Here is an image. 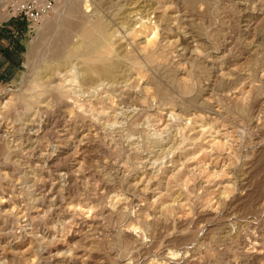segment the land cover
Returning a JSON list of instances; mask_svg holds the SVG:
<instances>
[{"label": "rangeland", "instance_id": "obj_1", "mask_svg": "<svg viewBox=\"0 0 264 264\" xmlns=\"http://www.w3.org/2000/svg\"><path fill=\"white\" fill-rule=\"evenodd\" d=\"M16 2L0 264H264V0H52L37 20Z\"/></svg>", "mask_w": 264, "mask_h": 264}, {"label": "bare ground", "instance_id": "obj_2", "mask_svg": "<svg viewBox=\"0 0 264 264\" xmlns=\"http://www.w3.org/2000/svg\"><path fill=\"white\" fill-rule=\"evenodd\" d=\"M90 22V21H89ZM100 23V22H99ZM96 24H98V23H96ZM100 25V24H99ZM99 25H97V26H99ZM103 27V26H102ZM102 27H100L98 30H95L96 32L94 33V35H91L90 36V32H87V31H85V29H84V31H82V33H83V38H82V41L80 42V43H78L77 45H74L73 47H72V49H74V50H76V53H77V51H79V52H81V51H87V50H89L90 48H92V46L93 45H96V46H98V45H100V43L101 42H103L104 41V33H103V31H102ZM89 29V28H88ZM87 29V30H88ZM103 29H105L104 27H103ZM90 30V29H89ZM93 33V32H92ZM104 44V43H103ZM106 44V43H105ZM102 46V45H101ZM101 46H99V47H101ZM98 48V47H97ZM97 48L95 49V48H92L93 49V52H95L94 51V49L95 50H97ZM71 49V48H70ZM79 49V50H78ZM91 51V53H92V50H90ZM90 51H88V52H90ZM71 52H75V51H71ZM88 52H86V53H88ZM100 52H101V50H100ZM81 53H83V52H81ZM78 54V53H77ZM100 54V53H99ZM72 55V54H71ZM82 55V54H81ZM86 55V54H85ZM84 55V56H85ZM89 55V54H88ZM87 55V58L89 57ZM92 56H93V54H92ZM98 56V55H97ZM96 56V57H97ZM100 57V56H99ZM85 58V57H84ZM83 58V59H84ZM105 58V57H104ZM66 59V58H65ZM95 59V58H94ZM93 59V60H94ZM85 60V59H84ZM95 60H97V59H95ZM116 60V59H115ZM63 61V60H62ZM61 61V62H62ZM86 61V60H85ZM88 61H90V60H88ZM92 61V60H91ZM101 61V60H100ZM93 62V61H92ZM96 62V61H95ZM97 62H99V61H97ZM100 63H102V62H100ZM83 64H90V63H81V65L79 66V67H77L78 68V70H77V72H75V74H74V77L77 75V74H79V73H81L82 74V76H83V78H87L88 79V77L90 76V73L91 72H93L92 70H95L93 67H96V66H93L92 67V65H84L83 66ZM119 64V63H118ZM101 66H103V64H101ZM111 67V66H110ZM113 67H115V66H113ZM74 69V68H73ZM113 69V68H112ZM76 70V69H75ZM115 71H116V69H115ZM96 72V71H95ZM77 73V74H76ZM97 73H101L102 75L104 74V75H111L112 74V71L109 69V66H104V67H101L100 69L99 68H97ZM64 75V74H63ZM67 76V75H66ZM78 76V75H77ZM101 76V75H100ZM105 77V76H104ZM107 77V76H106ZM51 78H53L54 79V77H52L51 76ZM90 78H93V76L92 77H90ZM96 79H98V78H96ZM93 80V79H92ZM92 80H90V81H92ZM55 81V80H54ZM72 81H74V80H72ZM83 81V80H82ZM96 81H98V80H96ZM100 81V80H99ZM98 81V83L96 84L97 86H99V85H101V84H103L102 82H99ZM50 82V81H49ZM52 83V82H51ZM108 83V82H107ZM58 85V84H57ZM82 85V84H81ZM94 87H96L95 85H93ZM58 89V88H57ZM50 90V89H49ZM45 91V90H44ZM46 91H47V89H46ZM65 91H67V90H65ZM65 91H63V92H65ZM61 92V91H60ZM92 92V91H91ZM59 93V92H58ZM57 93V94H58ZM62 93V92H61ZM67 93H69L68 91H67ZM123 93V92H122ZM51 94H52V92H51ZM50 94V95H51ZM60 94V93H59ZM58 94V95H59ZM62 95H64V93L62 94ZM52 97H54L53 95H51ZM48 97V96H47ZM36 98V97H35ZM60 98V97H59ZM27 99V98H26ZM25 99V100H26ZM65 99V98H64ZM29 100V99H28ZM37 100H38V97H37ZM40 100V99H39ZM45 100H46V98H45ZM44 100V101H45ZM33 102V101H32ZM66 102V101H65ZM28 103V102H27ZM37 105V104H36ZM26 119V118H25ZM39 127V126H38ZM0 136H1V128H0ZM5 138V137H4ZM159 145H160V143H159ZM156 146H157V144H156ZM159 148V147H158ZM152 151V150H151Z\"/></svg>", "mask_w": 264, "mask_h": 264}, {"label": "built area", "instance_id": "obj_3", "mask_svg": "<svg viewBox=\"0 0 264 264\" xmlns=\"http://www.w3.org/2000/svg\"><path fill=\"white\" fill-rule=\"evenodd\" d=\"M12 5V9L17 14L24 15L29 20H37L41 17V15L50 8V1L52 0H17ZM31 1V2H26ZM38 1L41 3L37 4Z\"/></svg>", "mask_w": 264, "mask_h": 264}]
</instances>
